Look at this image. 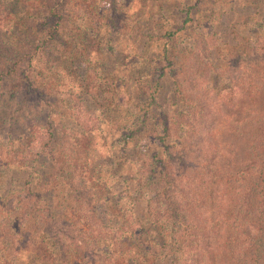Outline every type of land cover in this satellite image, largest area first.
<instances>
[{
  "label": "trees",
  "instance_id": "16d2710c",
  "mask_svg": "<svg viewBox=\"0 0 264 264\" xmlns=\"http://www.w3.org/2000/svg\"><path fill=\"white\" fill-rule=\"evenodd\" d=\"M102 1L108 6L109 0ZM212 1L203 0L204 6ZM118 4L111 0V9L118 12ZM74 8V0H0V18L14 27L0 32V108H10L24 120L25 129L36 126L43 131L33 153L25 148L20 166L26 177L17 192L18 205L0 208V254L25 251L43 264H264V108L250 110L244 119L216 109L224 120L211 127L220 124L224 138L218 135L213 143L198 137L199 123L193 120V85L198 77L209 84L215 78L206 70L192 69L195 63L212 64L217 57L218 39L212 31L194 32L178 59L169 58L173 38L167 35L157 54L162 63L137 80L146 103L137 131L148 132L152 126L149 135L158 141V150L143 151L136 159V190L146 198L145 226L132 211L123 212L120 223L105 221L96 205L99 198L84 192L83 178L73 166L62 164L67 135L58 119L62 104L53 68L77 58L83 64L79 73L84 87L101 93L100 72L95 64L87 65L91 60L80 42L82 33L74 31ZM99 19L105 31L117 23L111 14ZM263 21L264 16L256 27ZM251 34L247 73L264 82V32L256 28ZM230 68L236 70L234 60ZM165 74L172 77L176 109L158 103ZM251 83L257 84L247 93L255 102L264 84ZM76 92L65 89L63 95L68 104L73 101L76 122L88 121L82 114L88 111L86 105ZM69 125L65 127L72 130ZM188 140L194 150H189ZM63 200L71 205L61 206ZM5 261L0 264H12Z\"/></svg>",
  "mask_w": 264,
  "mask_h": 264
},
{
  "label": "rangeland",
  "instance_id": "374dc122",
  "mask_svg": "<svg viewBox=\"0 0 264 264\" xmlns=\"http://www.w3.org/2000/svg\"><path fill=\"white\" fill-rule=\"evenodd\" d=\"M72 2L69 4L71 11ZM108 2L107 6L102 0H74L73 9L78 19L74 31L82 33L83 38L79 41L86 46L84 53L91 60L87 65L93 68L95 64L100 72L97 81L101 84V93L94 94L84 87L79 73L83 64H79L77 58L70 60V64L64 62L63 68L55 66L52 70V77L58 84V102L62 104L58 109V119L67 135L62 156L65 163L62 164L73 166V170L83 178L84 192H91L94 198H99L96 205L105 221L120 223L123 212L129 214L132 211V217L145 226L146 198L136 190V159L143 151L158 150V141L149 135L152 126L148 125V132L147 129L137 131L146 104L139 96L137 80L141 76L143 78L148 70L155 71L162 63L157 61V54L162 52L161 43L167 35L173 38L169 44V58L178 59L182 58L179 51L187 45L194 32L200 29L214 32L218 39L215 61L204 66L192 65L197 72L206 70V74L215 76L211 84L205 77H198L193 85L197 93L193 120L199 123L196 125L201 131L198 137L212 143L218 135L224 138L220 124L213 129L211 127L224 120L216 114V109L233 114V118L235 114L238 119H244L250 110L264 108V90H260L255 102L249 99L247 90L252 91L251 85L257 84L251 80L260 84L264 82L249 77L245 56L247 45L254 41L251 31L261 28L264 32V21L262 27H256L264 16V0H213L207 6L203 0H119L118 12L111 9V0ZM108 14L117 23L113 30L105 31L104 22L99 17ZM11 29H14L12 22L0 18V32L9 33ZM2 42L7 43V38ZM233 60L237 68L231 72ZM162 66L166 72L165 64ZM161 78L158 103L161 107L176 109L171 93L172 77L165 74ZM65 89L74 93L78 91V98L88 110L82 113L88 121L79 119L76 122L73 101L68 104L63 95ZM215 92H218L216 96ZM6 101L4 99V103ZM11 112L7 106L0 108V208L18 205L17 192L26 177V170L20 166L25 148L27 146L32 152L43 136V131L36 126L32 130L25 129L24 120ZM67 123L72 130L65 127ZM13 136L18 139L12 140ZM195 141L197 143L196 137ZM186 143L190 144L189 150H194L189 140ZM67 176H70L68 171ZM59 203L61 206L71 205L67 200ZM13 254H0V263L9 260L12 264H43L39 257L25 251Z\"/></svg>",
  "mask_w": 264,
  "mask_h": 264
}]
</instances>
